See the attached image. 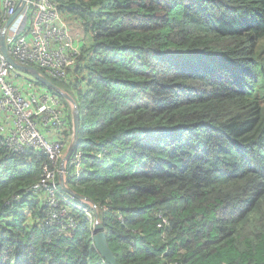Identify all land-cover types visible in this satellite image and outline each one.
<instances>
[{"label":"trees","instance_id":"1","mask_svg":"<svg viewBox=\"0 0 264 264\" xmlns=\"http://www.w3.org/2000/svg\"><path fill=\"white\" fill-rule=\"evenodd\" d=\"M50 1L87 36L65 80L36 69L78 109L63 176L91 203L0 138V264H106L93 206L120 264H264V0ZM27 82L57 100L65 144L70 105Z\"/></svg>","mask_w":264,"mask_h":264},{"label":"built area","instance_id":"2","mask_svg":"<svg viewBox=\"0 0 264 264\" xmlns=\"http://www.w3.org/2000/svg\"><path fill=\"white\" fill-rule=\"evenodd\" d=\"M21 3L22 0H2V26ZM4 43L8 55L16 63L35 67L58 81L67 78L79 50L56 4L50 0H27L21 13L6 29ZM22 75L0 53L1 141L13 151L24 147L42 150L56 163L64 146L58 137L64 127L63 111L53 95L38 90L27 82L28 77L23 80ZM80 162V153L73 152L65 167L68 165L77 175ZM55 177L56 173L46 171L40 184L34 187L36 191L48 193L50 209L56 208Z\"/></svg>","mask_w":264,"mask_h":264},{"label":"water","instance_id":"3","mask_svg":"<svg viewBox=\"0 0 264 264\" xmlns=\"http://www.w3.org/2000/svg\"><path fill=\"white\" fill-rule=\"evenodd\" d=\"M27 0H22L21 6L17 8L16 12L13 16H11L7 22L2 26L0 29V53L4 57L5 61L9 63L16 71L24 73L34 79L37 83L42 85V87L46 88V90H50L59 96H61L72 108L71 116H72V134H71V142L67 147L66 153L60 163V175H59V186L62 191L66 192L72 199L74 200H81L85 203H91L88 199L81 197L72 191H70L64 181L63 174L65 172V163L71 157L75 150V146L78 139V130H79V112L78 109L72 100V98L54 86L45 76L40 74L38 70L31 66H24L16 63L7 53L6 46L4 43V35L5 31L8 26L13 22V20L21 13L23 6L25 5ZM94 210V225H93V243L97 253L101 256L106 264H120L116 261L112 251L110 250L108 243L106 241L105 232L103 229L102 224L98 221V215L95 211V207L93 206Z\"/></svg>","mask_w":264,"mask_h":264},{"label":"rangeland","instance_id":"4","mask_svg":"<svg viewBox=\"0 0 264 264\" xmlns=\"http://www.w3.org/2000/svg\"><path fill=\"white\" fill-rule=\"evenodd\" d=\"M63 21L67 24V26L69 27V31H70V35L74 38V44L75 45H82V43H84L85 41H86V37L87 36H85L84 34H83V32H82V30L79 28V26L74 22V21H70V20H66V19H63ZM84 39V40H83ZM87 40H88V38H87ZM28 76H21V78L23 79V80H25V78H27ZM70 108H71V106H70ZM72 110V108L70 109V111ZM71 134L72 133H70V135H69V138H68V141L64 144V146H63V150H62V153L60 154L61 156H59V160H58V162H59V165H58V179H59V175L61 174L60 173V170H59V167H60V163H61V161H62V159H63V157H64V155H65V153H66V150H67V147H68V145L70 144V142H71ZM64 177V176H63ZM89 220H92V219H90V217L88 218Z\"/></svg>","mask_w":264,"mask_h":264},{"label":"crops","instance_id":"5","mask_svg":"<svg viewBox=\"0 0 264 264\" xmlns=\"http://www.w3.org/2000/svg\"><path fill=\"white\" fill-rule=\"evenodd\" d=\"M83 40H84V39H83ZM82 44H83V43H82ZM75 46H76L77 48H79V47H80V45H78V46H77V45H75Z\"/></svg>","mask_w":264,"mask_h":264}]
</instances>
